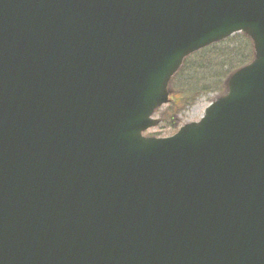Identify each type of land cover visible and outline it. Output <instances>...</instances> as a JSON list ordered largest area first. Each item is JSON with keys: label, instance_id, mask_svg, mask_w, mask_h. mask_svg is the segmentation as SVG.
<instances>
[{"label": "water", "instance_id": "obj_1", "mask_svg": "<svg viewBox=\"0 0 264 264\" xmlns=\"http://www.w3.org/2000/svg\"><path fill=\"white\" fill-rule=\"evenodd\" d=\"M237 34L200 121L146 136ZM0 264H264V0H0Z\"/></svg>", "mask_w": 264, "mask_h": 264}, {"label": "rangeland", "instance_id": "obj_2", "mask_svg": "<svg viewBox=\"0 0 264 264\" xmlns=\"http://www.w3.org/2000/svg\"><path fill=\"white\" fill-rule=\"evenodd\" d=\"M246 40H249L246 36L237 34L229 38L227 42L225 41L223 45L220 43L216 45L217 47H209L190 57L186 61L184 72L172 85V90L178 95L177 107L166 105L158 111L156 118L160 120V124L146 132V135L157 138L171 137L182 125L200 121L209 104L223 94L221 84L224 85L226 77L242 67V59L238 60V57L249 55ZM244 51L246 54L243 53ZM196 81L204 82L205 90L198 93L191 102L182 104L179 100L181 88L194 84Z\"/></svg>", "mask_w": 264, "mask_h": 264}, {"label": "trees", "instance_id": "obj_3", "mask_svg": "<svg viewBox=\"0 0 264 264\" xmlns=\"http://www.w3.org/2000/svg\"><path fill=\"white\" fill-rule=\"evenodd\" d=\"M244 38V37H243ZM247 42H248V44L250 45V42H249V40H246ZM227 42V41H226ZM246 43V42H245ZM223 44H225V42L224 43H221V45H223ZM247 44V43H246ZM247 44V50H248V52H250L249 53V55L247 56V55H240L239 57H238V60H241L242 59V62H241V64H242V66L243 65H245V63H247V62H249L251 59H252V48H250L251 47V45L249 46ZM217 45H220V44H217ZM212 47H217L216 45H214V46H212ZM211 47V48H212ZM248 47H249V49H248ZM204 53V52H203ZM243 53H245V51L243 52ZM246 54V53H245ZM244 63V64H243ZM185 65H186V62H185V64H184V66H183V68H182V70H181V72L177 75V77L174 79V81H173V84L177 81V79L181 76V74L184 72V68H185ZM241 66V65H240ZM224 85L223 84H221V88H222V91H223V87ZM205 90V85H204V82L202 83V82H200V81H196V82H194V84L192 83V84H189V85H187L186 87H182L181 88V96L179 97V100H180V102L182 101V104L183 103H185V102H191L193 99H195L196 98V96L198 95V93H201L202 91H204ZM176 102V100L174 99L173 100V102L171 103V105L173 106H175V107H177V104L178 103H175ZM180 105V104H179Z\"/></svg>", "mask_w": 264, "mask_h": 264}]
</instances>
